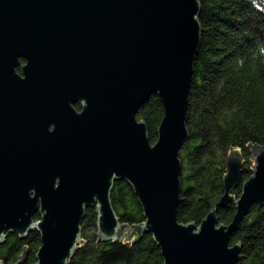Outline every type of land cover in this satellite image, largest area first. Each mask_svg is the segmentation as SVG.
<instances>
[{"label":"water","instance_id":"95a60500","mask_svg":"<svg viewBox=\"0 0 264 264\" xmlns=\"http://www.w3.org/2000/svg\"><path fill=\"white\" fill-rule=\"evenodd\" d=\"M200 11V0H0V243L37 228L34 264H69L96 204L100 238L150 231L165 264H239L241 240L231 237L264 204V144L247 142L253 171L230 222L218 209L242 180L238 145L217 203L201 222L178 218ZM153 93L164 103L155 141L137 116ZM116 179L133 185L144 222L121 221ZM28 248L8 264H25Z\"/></svg>","mask_w":264,"mask_h":264},{"label":"trees","instance_id":"16d2710c","mask_svg":"<svg viewBox=\"0 0 264 264\" xmlns=\"http://www.w3.org/2000/svg\"><path fill=\"white\" fill-rule=\"evenodd\" d=\"M200 4L201 43L189 95L190 136L180 150L178 218L201 222L217 203L226 189L230 145H238L244 157L242 180L231 187L232 201L218 209L220 221L230 222L242 182L253 171L254 153L247 142L264 144V0H200ZM163 115L164 103L157 93L138 109L152 141L158 137ZM111 197L121 221H145L143 205L128 180L116 179ZM96 209V204L87 207L81 231L87 239L76 247L69 264H165L150 231L135 240L136 229L130 230V239L98 237ZM238 240L239 264H264V204L254 203L244 216L231 237L232 243ZM25 243L29 246L25 264H34L41 244L37 228L26 237L10 232L0 243V258L7 264L16 260Z\"/></svg>","mask_w":264,"mask_h":264},{"label":"flooded vegetation","instance_id":"af4514ba","mask_svg":"<svg viewBox=\"0 0 264 264\" xmlns=\"http://www.w3.org/2000/svg\"><path fill=\"white\" fill-rule=\"evenodd\" d=\"M26 61V59L22 56L21 57V62L20 64L17 66L18 71L22 72V63H24ZM75 107H77L78 109H82V100L78 99L74 102Z\"/></svg>","mask_w":264,"mask_h":264},{"label":"rangeland","instance_id":"374dc122","mask_svg":"<svg viewBox=\"0 0 264 264\" xmlns=\"http://www.w3.org/2000/svg\"><path fill=\"white\" fill-rule=\"evenodd\" d=\"M254 166V165H253Z\"/></svg>","mask_w":264,"mask_h":264}]
</instances>
